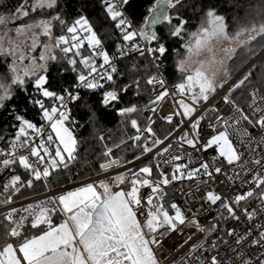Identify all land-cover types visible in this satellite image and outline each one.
<instances>
[{
	"label": "snow or ice",
	"instance_id": "6c2138e0",
	"mask_svg": "<svg viewBox=\"0 0 264 264\" xmlns=\"http://www.w3.org/2000/svg\"><path fill=\"white\" fill-rule=\"evenodd\" d=\"M128 3L129 0H101L107 19L114 22L122 41L116 45L114 54L105 47V40L111 34L102 36L83 14L72 23L57 13L19 26L15 29L19 44L10 48L3 46V37H0V56L13 58L11 74H0V109L14 98L17 89L26 90V79L31 77L35 92L43 99L30 98L29 103L39 109L45 122L38 126L23 114L15 113L14 107L10 110L17 125L13 126L16 131L7 141V149L0 147V157H4L0 159V170L20 168L28 178L13 174L10 182L0 185V208L14 204L21 189H32L35 182H45L42 186L47 190L50 186L46 181L53 173L68 170L78 160L81 142L71 127L75 121L71 119L68 102L79 100L80 93L68 88L63 93L50 90L46 86L49 62L66 61L77 74L73 89L95 91L111 85L101 99L105 108H114L121 95L133 86L137 94L140 92V79L117 86L116 77L120 75L117 59L126 58L130 53H138L141 57L147 53L156 69L155 74L146 71L144 83L148 87L145 91L151 94L143 107L133 104L115 109L120 116L130 117L122 123L130 125L133 134L125 131L111 144L104 136L98 137L103 146L100 156L104 162L99 164L103 172L143 162L107 180L93 181L74 191L0 211V264H160L154 251L162 246L159 236L162 232H176L186 224L206 235L202 242L193 244L183 254L180 264H226L225 258L219 255L218 243L226 241L219 236L216 241L210 239L217 231L216 223L205 228L195 216L185 215L192 211L191 208L173 203L170 213L160 203L166 195L165 188L176 181L196 179L199 188L200 184H215L218 176L224 178L220 184L235 187L234 199L222 197L215 189L207 191L204 199L212 205L222 202L224 211L219 214L220 219L245 224L239 233L236 227L225 233L232 237L235 245V264H254L253 256L247 253L257 248L260 252L253 254L255 262L264 264V134L255 136L249 131L252 128L264 133V92L261 91L264 81L249 91L248 111L236 105L231 97L250 82L251 71L228 89L222 100L232 105L231 114L217 116L215 123L207 126L211 129L207 133L202 122L216 109L207 108L201 112V107L218 88H223V84L214 86L204 72L192 70V58L199 57L204 50L211 51V42L217 37L238 40L246 34L248 39L242 42L245 47L257 37L264 40V20L241 27L229 37L225 17L208 10L206 21L192 31L184 43V55L178 62L181 81L169 88L160 72L166 46L163 43L150 46L158 41L156 32L150 29L161 21L171 25L173 19H178L180 23L173 26L170 35L181 37L187 21L178 15H169L168 10L176 8L182 0H156L157 8L151 10L153 14L147 21L149 30L133 26L123 10ZM57 4L58 0H31V3L21 0L9 16L0 14V25L27 18L30 12L55 9ZM57 24L61 32L58 36L54 35ZM41 36L48 42L41 44ZM146 44L149 46L145 47ZM20 45L26 47L20 48ZM37 47H42L38 57L27 54ZM250 51L255 54V50ZM97 58L102 59L98 66ZM166 98L173 101V111L160 116V106ZM46 100L50 106H46ZM145 112L149 115L144 116ZM135 113L140 115L133 117ZM158 120L167 125L159 133L155 127ZM46 128L50 131L46 132ZM4 140L0 135V142ZM128 148L134 150L132 159L124 155L113 157L115 150ZM209 150L216 154L210 160L204 159V153ZM218 162L224 167H217ZM125 184L127 190L120 188ZM114 187L120 190L113 191ZM143 188L150 191L145 195L141 191ZM142 211L146 216L143 222L138 219ZM54 217H58L59 223H54ZM191 238L189 235L188 239ZM198 252L200 254L196 255Z\"/></svg>",
	"mask_w": 264,
	"mask_h": 264
},
{
	"label": "trees",
	"instance_id": "16d2710c",
	"mask_svg": "<svg viewBox=\"0 0 264 264\" xmlns=\"http://www.w3.org/2000/svg\"><path fill=\"white\" fill-rule=\"evenodd\" d=\"M31 3V0H29ZM21 3V0H0V14L9 16L16 7ZM156 4V0H129L126 5V10L130 15L134 24L139 28L145 24L150 15L151 8ZM215 10L217 15L225 17V24L228 31V36L232 37L241 27L251 26L253 23H259L264 20V0H182V3L174 9L169 10V15L175 17L179 16L187 21L182 36L179 38L170 35L173 26L178 25L180 21L173 19L172 24L169 25L166 21H161L156 27V34L158 41H154L150 46L156 47L157 43H163L166 46V54L162 57L167 63L168 69L166 77L171 84L181 81V76L176 67V55L181 52L184 43L189 38L192 31L197 30L202 23L207 19L206 12L208 10ZM61 13L63 18L72 23L81 14L89 18L95 26V29L102 36L105 33H110L109 39L105 40L106 50L110 54L116 52V45L122 43L120 40L119 31L114 28V22L107 19L101 0H58L55 9H49L46 12L31 13L27 18L16 21V25H26L32 23L40 18H50L51 16ZM60 28L57 24L54 28V35H60ZM42 40H47L43 38ZM86 48V45H85ZM250 49L255 50L252 54ZM264 51V40L257 37L256 40L245 47H239L233 58L228 64V69L231 77H234L245 66L250 64L260 53ZM87 54V52H85ZM101 58H97V62ZM135 65V68L133 66ZM78 69L81 67L77 65ZM119 76L116 77L117 86L131 84L134 79H140V92L137 94L135 86L130 88L125 94L121 95L120 102L115 103L114 108L109 106L105 108L101 105L103 93L111 89V85L106 84L105 88L96 91L82 92L80 99L73 102L70 106L71 119L75 121L74 134L79 143L78 145V160L75 164L70 166L68 170L53 173V175L46 181L50 186L47 190L42 186L43 181L35 182V187L32 189H21V192L14 198L15 201L37 196L48 192L49 190H56L71 182L84 179L102 172L99 164L104 162L100 156L103 151V146L99 136H104L109 144L116 142L120 137L127 132L128 135L133 134L130 125L125 122L130 119L128 116H120L115 109L131 106L133 104L138 107H143L150 95L149 91H145L148 87L144 80L146 79V71L153 74L152 65L145 55L141 57L138 53H133L126 58H121L118 62ZM251 71L250 82L237 89L232 95L231 99L235 104L245 109L250 101L248 95L249 91L260 86L261 81H264V54L245 72L247 74ZM243 74L235 83H237ZM48 84L46 85L50 90L58 93H63L65 88H70L76 81V73L73 72L70 66L64 60L56 62H49L47 70ZM234 83V84H235ZM233 84V85H234ZM26 90L18 89V93L14 98L6 103V107L0 109V135H3L5 140L0 142L1 147L7 144V141L12 139L15 134L17 121L10 110H15V113L23 114L28 120L39 124L40 111L37 107L29 103L30 98L43 99L35 92L33 79L31 83L24 87ZM264 92V89H261ZM46 106H50L49 101H45ZM140 115L139 113L132 114L133 117ZM158 130L164 125L163 121L158 120L155 126ZM133 151L131 148L125 150H115L113 157L124 155L126 159H132ZM13 174H20L22 178H28L27 173L23 169H3L0 170V185L10 182ZM127 189V185H122ZM54 223H59L58 217L53 218Z\"/></svg>",
	"mask_w": 264,
	"mask_h": 264
},
{
	"label": "built area",
	"instance_id": "2783aa9c",
	"mask_svg": "<svg viewBox=\"0 0 264 264\" xmlns=\"http://www.w3.org/2000/svg\"><path fill=\"white\" fill-rule=\"evenodd\" d=\"M123 10L125 14L128 16V18L131 20L132 24L134 27L138 29V27L134 24L132 21L130 15L128 14L126 10V6L123 7ZM149 45H145V47H148ZM133 53H130L131 55ZM147 58L149 59L151 65V58L145 54ZM121 60L117 59L116 60V66L118 68V62ZM102 63V60L97 62V66ZM153 74L156 73L155 67H153ZM168 66L167 63L164 60L160 61V72L163 75V77L167 81V86L171 88L174 86V84H171L167 77H166V72H167ZM242 74V73H241ZM239 74L230 81H228L225 85H223V88H219L217 90V93L213 94V96L210 97L209 101L202 105L201 107V112H203L207 108H215L216 111L209 112L207 115V118L205 121H203V126L205 129V132L210 133L211 129H209L207 126L211 123H215L217 116L219 115H230L232 111V105L230 104H225L223 103L222 97L224 94H227L228 89H230L233 84L244 74ZM76 84V81L74 82ZM73 84V85H74ZM72 85V86H73ZM72 86L69 88V90L72 91H79L80 96L82 92L84 91H90V90H83V89H73ZM255 89V88H254ZM98 90V89H97ZM253 90V89H252ZM96 91V90H95ZM151 94V93H150ZM73 102L69 101L68 102V108L70 109V106ZM250 103V101H249ZM248 103V104H249ZM245 111H248V108L246 107L244 109ZM173 111V101L171 99L166 98L165 101L161 103L160 110H159V115L160 116H166L170 114V112ZM200 114V113H198ZM144 116L149 115V113L145 112L143 114ZM45 122L41 119V116L39 117V125L44 124ZM220 130V129H217ZM50 131L49 128H46V132ZM249 131L255 135L259 136L261 134L260 130L258 129H252L250 128ZM8 145L4 146L3 148L7 149ZM216 153L214 150H209L208 153H204L203 158L204 159H211V156L215 155ZM4 157H0L2 159ZM149 157H145V159H148ZM143 161H137L135 165H127L126 167H117L113 169H109L108 172H100L97 173L93 176L86 177L81 180H77L74 182H71L67 185H64L56 190H49V192L37 195V196H32L28 198H23L20 200L15 201L14 204L7 205L4 208H0V211H7V209L11 207H20L21 205H26L30 202H35L40 199H45L50 195H57L60 193H63L65 191H72L75 190L78 187H81L87 183L93 182V181H100V180H107L111 176H115L117 174L123 173L127 170V168H135L139 166ZM217 167H224L223 164L217 163ZM201 180L207 179V177H200ZM221 179H224L223 177H217V182L215 184H208V185H203L200 184L198 188L197 180L192 179V180H180L174 182L172 185L167 186L165 188L166 195L164 196L163 200L160 202L163 204L164 208L168 210L170 213L172 212L171 205L173 203L177 204L178 206H181L182 208H191V212H186L185 215L188 217L195 216L199 223L204 226L205 228H209L213 223L217 224V231L213 232L211 234L210 239L213 241L217 240V237H222L224 242H218L219 243V255L223 258H225L226 264H235V257L233 255V248L235 247L234 242L232 237H229L225 235L227 229L236 227L237 232H241L245 224L240 223L237 224L235 221H225L223 219L219 218V214L223 212L222 208V202H217V204L212 205L210 202H206L204 199V196L206 195L207 191L215 189L217 193H220L222 197H231L234 199L235 194H236V189L235 187H229L227 183L225 184H220L219 181ZM142 193L145 195L150 191L149 188H143ZM146 216L143 213L138 214V219L143 222L145 220ZM243 220V217H242ZM191 235V239L189 240L188 237ZM205 233L198 232L195 227H192L188 224L181 226L178 231L172 232V233H167V232H162V234L159 236V239L162 241V246L155 248V255L158 257L160 260V264H180V259L185 254L188 249L193 245L197 244L199 242H202L204 240ZM187 241V242H186ZM232 244L233 247H229V245ZM180 245H183V247H180ZM247 248V245H245ZM260 250L257 249H251L247 254L253 256V261L254 264L255 262V256L253 255L254 253H259ZM200 253H196V255H199ZM207 255V254H205Z\"/></svg>",
	"mask_w": 264,
	"mask_h": 264
},
{
	"label": "rangeland",
	"instance_id": "374dc122",
	"mask_svg": "<svg viewBox=\"0 0 264 264\" xmlns=\"http://www.w3.org/2000/svg\"><path fill=\"white\" fill-rule=\"evenodd\" d=\"M0 37H3V46L5 48H10V47H13L14 44H19L18 37H17L15 29L13 27L9 28V25H0ZM247 39H248V37H247L246 34L245 35H241L238 38V40L237 39H231V38L226 39L223 36L217 37L216 39H214L211 42L210 47H211L212 50L211 51L204 50L201 53V55L198 57V59L200 61H205V60H209V59L220 60V61H223L225 63V65L227 66V68H228V64H229L230 60L233 58L236 50L239 47H241L242 46V42L246 41ZM47 42H48V40H41V44L47 43ZM24 47H26V46L25 45H20V48H24ZM41 51H42V47H37L34 51H28L27 54L29 56H37L38 57V55H39V53ZM183 55H184V47H183L182 51L177 53V55H176V67H177V69H178L179 59L182 58ZM7 58H8L7 65L9 66V70H10L13 58L10 57V56H5V60ZM1 61H3V60H1ZM24 63L27 64L28 61L26 60ZM247 66H245L243 68V70L240 71L238 74H236L234 77H236L237 75H239L241 73L245 74V72L251 67L250 66L247 70H245ZM178 71H179V69H178ZM0 74H5V73L0 70ZM179 74L182 77V74L180 72H179ZM234 77H231V75H230L229 79L225 83H223V85H225L228 81H230ZM32 79L34 80V78H32ZM50 196H53V195H50Z\"/></svg>",
	"mask_w": 264,
	"mask_h": 264
},
{
	"label": "clouds",
	"instance_id": "9594fccd",
	"mask_svg": "<svg viewBox=\"0 0 264 264\" xmlns=\"http://www.w3.org/2000/svg\"><path fill=\"white\" fill-rule=\"evenodd\" d=\"M199 69L204 72L212 81L214 86L225 83L229 77L230 72L223 61L220 60H205L200 61L198 57L192 58V70Z\"/></svg>",
	"mask_w": 264,
	"mask_h": 264
},
{
	"label": "crops",
	"instance_id": "0c3cea01",
	"mask_svg": "<svg viewBox=\"0 0 264 264\" xmlns=\"http://www.w3.org/2000/svg\"><path fill=\"white\" fill-rule=\"evenodd\" d=\"M157 8V4H155L152 8H151V10L152 9H156ZM150 10V15H149V17H148V19L146 20V22H145V24L142 26V28H144L145 30H149L148 29V27H147V21L148 20H150V18H151V16H152V11ZM170 10V9H169ZM168 10V11H169ZM5 25H9V28H14V29H16L17 27H19V26H24V25H16V21L15 22H9V23H7V24H5ZM158 25V24H157ZM157 25H153L152 27H151V31H155L156 32V27H157ZM43 38H45V37H43V36H41V40L43 39ZM1 60H3V61H1ZM102 60V59H101ZM7 62H8V58L5 60V56H1L0 57V70L2 71V72H4L5 74H11L10 73V70H9V66L7 65ZM31 80H32V78H28V79H26V83H25V86H27V84H29V83H31ZM221 85V84H220ZM24 86V87H25ZM219 86V85H218ZM219 89V88H218ZM217 89V90H218ZM17 91H18V89H17ZM16 91V94L18 93ZM10 101V100H9ZM9 101H6L5 102V106L4 107H6V103H8ZM0 147H1V145H0ZM120 188H123L122 187V185H120ZM125 189V188H124ZM98 190H101V189H98ZM113 191H118V190H120L119 188H113L112 189ZM125 190H127V189H125ZM72 191H74V190H72ZM102 191V190H101Z\"/></svg>",
	"mask_w": 264,
	"mask_h": 264
},
{
	"label": "water",
	"instance_id": "95a60500",
	"mask_svg": "<svg viewBox=\"0 0 264 264\" xmlns=\"http://www.w3.org/2000/svg\"><path fill=\"white\" fill-rule=\"evenodd\" d=\"M264 54V51L260 53L247 67L245 70H247L250 66H252L262 55ZM244 70V71H245Z\"/></svg>",
	"mask_w": 264,
	"mask_h": 264
}]
</instances>
